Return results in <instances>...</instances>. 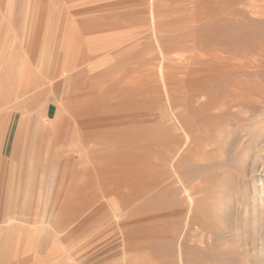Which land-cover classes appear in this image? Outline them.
Returning a JSON list of instances; mask_svg holds the SVG:
<instances>
[{
	"label": "rangeland",
	"instance_id": "rangeland-1",
	"mask_svg": "<svg viewBox=\"0 0 264 264\" xmlns=\"http://www.w3.org/2000/svg\"><path fill=\"white\" fill-rule=\"evenodd\" d=\"M197 1L0 0L5 208L57 261L264 264V0Z\"/></svg>",
	"mask_w": 264,
	"mask_h": 264
},
{
	"label": "crops",
	"instance_id": "crops-1",
	"mask_svg": "<svg viewBox=\"0 0 264 264\" xmlns=\"http://www.w3.org/2000/svg\"><path fill=\"white\" fill-rule=\"evenodd\" d=\"M3 91L0 90V93ZM10 92L14 93V91ZM19 108L32 110L29 102L20 103ZM20 120L16 125H30L32 119L27 117ZM0 138L1 146L6 143V139L3 136ZM14 153L13 149L0 151V180L8 181L3 183L0 181V264H63V261L59 259L57 261V255L62 253L63 245L57 246L55 240H51L53 244L49 246L47 230L40 228L36 221L26 218L9 221L10 217L16 216L10 214V209L5 207L17 204L19 206L31 205V199L26 196L23 199L15 197L13 203L8 197L10 196L8 191L11 190L10 185H12L9 178L13 173L11 170L13 166H9L7 159H11Z\"/></svg>",
	"mask_w": 264,
	"mask_h": 264
},
{
	"label": "bare ground",
	"instance_id": "bare-ground-1",
	"mask_svg": "<svg viewBox=\"0 0 264 264\" xmlns=\"http://www.w3.org/2000/svg\"><path fill=\"white\" fill-rule=\"evenodd\" d=\"M150 1H151V0H150ZM186 1H187V0H186ZM203 1H204V0H203ZM203 1H202V2H203ZM205 1H206V0H205ZM205 1H204V2H205ZM153 2H154V1H153ZM153 2H151V3H153ZM158 2H159V1H158ZM160 2H161V1H160ZM197 2H200V0H198ZM197 2H196V3H197ZM204 2H203V3H204ZM151 3H150V4H151ZM154 3H155V2H154ZM254 3H255V2H254ZM199 4H200V3H199ZM199 4H198V5H199ZM200 5H201V4H200ZM209 5H210V4H209ZM120 6H121V5H120ZM191 6H192V5H191ZM191 6H190V7H191ZM196 6H197V5H196ZM196 6H195V7H196ZM203 6H204V5H203ZM242 6H243V5H242ZM190 7H189V8H190ZM197 7H198V6H197ZM204 7H206V4H205ZM260 7H261V8H262V7L264 8V6H260ZM147 8H148V7H147ZM198 8L201 9V7H198ZM198 8H196V10H198ZM261 8H259V9H261ZM149 11H150V10H149ZM198 11H199V10H198ZM200 11H201V10H200ZM204 11H205V10H204ZM262 11H263V10H262ZM205 12H206V11H205ZM260 12H261V11H260ZM152 13H153L152 15H154V6H153V4H152ZM197 13H198V12H197ZM124 14H125V13H124ZM206 14H207V13H206ZM150 15H151V14H150ZM195 15H196V14H194V16H195ZM201 15H202V14H201ZM213 15H214V14H213ZM135 16H137V15H135ZM138 16H139V15H138ZM197 16H198V15H197ZM203 16H205V15H202V20H203ZM123 17H124V16H123ZM198 17H201V16L199 15ZM121 18H122V17H121ZM126 18H127V17H126ZM133 18H134V17H133ZM137 18H138V17H137ZM153 18H154V16H153ZM179 18H180V17H179ZM211 18H212V17H211ZM130 19H131V17H130ZM197 19H198V18H197ZM122 20H123V19H122ZM125 20H126V19H125ZM200 20H201V19H200ZM200 20H198V21H200ZM119 21H120V20H119ZM193 21H194V20H193ZM195 21H196V20H195ZM204 21H205V18H204ZM204 21L202 22V24L204 23ZM124 22H125V21H124ZM138 22H139V21H138ZM121 23H123V21H122ZM134 23H135V22H134ZM185 23H186V22H185ZM199 23H201V21H200ZM119 24H120V22H119ZM127 24H128V23H127ZM196 24H197V22H196ZM120 25H121V24H120ZM144 25H145V24H144ZM200 25H201V24H200ZM205 25H206V24H205ZM62 26H63V25H62ZM114 26H115V25H114ZM135 26L137 27V25H135ZM131 27H132V26H131ZM203 29H204V27H203ZM205 30H206V29H205ZM81 31H82V30H81ZM207 31H208V30H207ZM137 32H138V31H137ZM154 32H155V35H156V37H157V40H159V39H158V33H157V31H156L155 29H154ZM204 32H205V31H204ZM131 33H132V32H131ZM199 34H200V33H199ZM155 35H154V36H155ZM205 35H206V34H204L203 36H205ZM129 36H130V35H129ZM129 36H127V37H129ZM135 36H136V35H135ZM135 36H132V37H135ZM148 36H149V35H148ZM199 36H200V37H199V40H200L202 36H201V34H200ZM127 37H126V38H127ZM156 37H155V38H156ZM151 38H152V37H151ZM194 38H195V37H194ZM120 39H121V38H120ZM120 39H118L117 41H121ZM129 39H130V38H129ZM196 39H198L197 36H196ZM124 40H125V39H124ZM131 40H132V39H131ZM117 41H116V43H117ZM155 41H156V40H155ZM191 41H192V40H191ZM210 42H211V41H210ZM210 42H208V43H210ZM83 43H84V42H83ZM125 43H126V42H125ZM137 43H139V42H137ZM157 43H158V42H157ZM189 43H190V42H189ZM193 43H196V42L193 41ZM193 43H192V44H193ZM198 43H199V42H198ZM198 43H197V45H198ZM80 44H81V43H80ZM117 44H119V43H117ZM120 44H121V43H120ZM123 44H124V43H123ZM158 44H159V43H158ZM194 45H195V44H194ZM120 46H122V45H120ZM195 46H196V45H195ZM195 46H194V47H195ZM115 47H116V49H117V47H118V50H119V46L115 45ZM149 47H150V46H149ZM159 47H160V46H159ZM124 48H125V47H124ZM127 48H128V47H127ZM156 48H158V47H156ZM160 49H161V52H162V54H163V59H164V60L169 59V58L166 57V56H168V55H166V53H168V52H166V53L164 52V48H163V46H161ZM120 50H121V49H120ZM120 50H119V51H120ZM148 51H149V50H148ZM151 51H152V50H151ZM170 52H171V50H170ZM178 54H179V53H178ZM173 55H174V54H173ZM173 55H172V56H173ZM179 55H180V54H179ZM189 55H190V54H189ZM83 57H84V56H83ZM155 57H156V56H155ZM182 57H183V56H182ZM232 57H233V56H232ZM153 58H154V56H153ZM205 58H207V57H205ZM148 59H149V58H148ZM199 59H200V57H199ZM234 59H235V58H234ZM78 60H79V59H78ZM125 60H126V59H125ZM160 60H162V59H160ZM200 60H201L200 62H202V58H201ZM204 60H205V59H203V61H204ZM150 61H152V59H150ZM178 61H179V60H178ZM198 61H199V60H198ZM214 61H215V60H214ZM182 62H183V61H182ZM206 62H207V61H205V62H203V63L205 64ZM224 62H225V61H224ZM73 63H74V62H73ZM157 63H158V62H157ZM230 63H231V61L229 62V64H230ZM244 63H245V62H244ZM244 63L241 62V63L239 64L240 67H241L240 69H243L242 66H245ZM168 64H169V63H168ZM197 64H200V63L198 62ZM245 64H246V63H245ZM164 65H165V64L162 63L161 66H159L160 69H159V68H158V69H159V71H160L159 74H161L162 79L165 81V80L167 79V78H166V77H167V73H166L165 70H164V69H166V68H164ZM201 65H202V64H201ZM225 65H226V64H225ZM231 65H236V63H235V62H234L233 64L231 63ZM231 65H229V66L231 67ZM247 65H248V63H247ZM165 66H166V65H165ZM194 66H195V64H194ZM194 66H191V67L189 66V67H188L189 72L192 71V72H196V73H197V72H199V71L201 70V69H200L201 67H200V68H199V67H198V68H193ZM221 66H224V65H221ZM227 66H228V65H227ZM195 67H196V66H195ZM203 67H204V66H203ZM230 67H229V69H230ZM238 67H239V66H238ZM227 68H228V67H227ZM244 68H245V67H244ZM246 68H247V66H246ZM202 69H203V68H202ZM220 69H221V68H220ZM223 69H224V68H223ZM238 69H239V68H238ZM213 70L215 71V69H213ZM224 70L226 71V68H225ZM201 71L203 72V70H201ZM209 71H210V69H209ZM211 71H212V69H211ZM211 71H210V72H211ZM214 71H212V72H214ZM220 71H222V70H220ZM225 71H223V72H225ZM227 71H228V70H227ZM207 72H208V71H207ZM210 72H209V74H210ZM117 73H118V72H117ZM186 74H187V73H186ZM137 75H140V74L137 73ZM192 75H193V74H192ZM154 76H155V73H153V72H150V73H149V77L153 78ZM194 76H195V74H194ZM196 76L199 77V75H196ZM196 76H195V78H196ZM201 76H202V75H201ZM138 77H139V76H138ZM134 78H135V77H134ZM190 78L193 79V77H190ZM190 78H189V79H190ZM162 79H161V80H162ZM204 79H205V78H199V81L201 80V82H202ZM134 80H135V79H134ZM163 80H162V81H163ZM131 81H132V80H131ZM184 81H185V80H184ZM197 81H198V80H197ZM121 82H123V81H121ZM135 82H136V81H135ZM137 82H138V81H137ZM146 82H147V81H146ZM146 82H145V83H146ZM149 82L152 83V81H149ZM153 82H154V80H153ZM127 83H128V82H127ZM131 83H134V81L131 82ZM141 83H142V82H141ZM141 83H140V84H141ZM150 83H149V84H150ZM192 83H193V82H192ZM124 84H125V83H124ZM154 84H155V83H154ZM154 84H152V85H154ZM116 85H117V83H116ZM141 85H142V84H141ZM141 85H140V86H141ZM143 85H145V84L143 83ZM147 85H148V84H147ZM199 85H200V84H199ZM120 86H121V85H120ZM140 86H139V87H140ZM150 86H151V85H150ZM166 86H167V85H166ZM202 86H204L203 83H202ZM114 87H115V86H114ZM144 87H146V86H144ZM147 87H149V86H147ZM127 88H128V87H127ZM133 88H134V87H133ZM137 88H138V87H137ZM120 89H121V88H120ZM134 89H136V88H134ZM164 89H165V88H164ZM164 89H163V90H164ZM69 91H70V90H69ZM146 91H147V90H146ZM165 91H166V90H165ZM167 91H168V90H167ZM199 91H200V89H199ZM111 92H112V91H111ZM125 92H127V91H125ZM150 92H151V91H150ZM224 92H225V91H224ZM232 92H233V90H232ZM147 93H148V92H147ZM152 93H153V92H151V94H152ZM127 94H128V93H127ZM148 94H149V93H148ZM170 94H171V93H170ZM168 95H169V94H168ZM234 95H235V94H234ZM148 96H149V95H148ZM226 96H227V95H225L224 97L220 98L219 101L221 102V105H223V106H221V107L217 106V107H216L217 109L215 108L216 111H217V110H218V112H220V111H224V110L227 108V104L233 106V102L236 103V102H235V99H233V98H232V99H230V98L228 99V98H227L228 100L225 99ZM232 96H233V95H232ZM165 97H166V96H165ZM140 98H141V97H140ZM144 98H145V97H144ZM156 98H157V97H156ZM238 98H239V96H238ZM238 98H236V99H238ZM221 99H222V100H221ZM121 100H122V99H121ZM176 100H177V99H176ZM119 101H120V100H119ZM151 101H152V100H151ZM166 101H167V100H166ZM137 102H138V101H137ZM179 103H180V102H179ZM179 103H178V104H179ZM176 104H177V103H176ZM205 104H207V103H205ZM130 107H131V106H130ZM128 108H129V107H128ZM139 108H140V107H139ZM239 108H240V107H239ZM181 109H182V107H181ZM165 110H166V109H165ZM241 110H242V109H241ZM125 111H126V110H125ZM129 111H130V110H129ZM142 111H143V110H142ZM127 112H128V111H127ZM106 113H107V112H106ZM161 113H162V112H161ZM103 114H105V113H103ZM121 114H122V113H121ZM132 114H133V113H132ZM138 114H139V113H138ZM109 115H110V114H109ZM122 116H123L124 118H126V115H125V114L122 115ZM134 116H135V115H134ZM62 118H63V117H62ZM134 118H135V117H134ZM148 118H149V117H148ZM217 118H218V117H217ZM149 119H150V118H149ZM176 119H177V118H176ZM214 120H215V119H214ZM110 121H111V120H110ZM113 121H115V120H113ZM118 121H119V120H118ZM126 121H127V120H126ZM150 121H151V120H150ZM176 121H177V120H176ZM151 122H152V121H151ZM132 123H133V122H132ZM212 123H213V122H212V119H211V118H210V119H207V121H206V126H207V127H206V130L210 128L209 125H211ZM121 124H122V123H121ZM138 124H139V122H138ZM76 125H77V124H76ZM115 125H116V124H115ZM122 126H123V125H122ZM197 126H198V125H197ZM104 130H105V129H104ZM104 130H103V131H104ZM81 132H82V131H81ZM105 153H106V152H105ZM80 155H81V154H80ZM103 155H104V154H103ZM103 155L100 156V157H104ZM117 156H118V155H117ZM105 157H106V156H105ZM108 157H109V156H108ZM108 157H107V158H108ZM100 159H101V158H100ZM107 167H108V166H107ZM146 172L148 173V171H146ZM150 172H151V171H150ZM152 173H153V172H152ZM179 174H180V173H179ZM126 177H127V176H126ZM161 178H162V177H161ZM183 178H184V177H183ZM115 179H116V178H115ZM129 181H130V180H129ZM78 187H79V186H78ZM100 195H101V193H100ZM100 195H99V196H100ZM100 198H101V197H100ZM130 199H131V198H130ZM97 200H98V199H97ZM125 201H126V200H125ZM110 202H111V201H110ZM109 205H110V204H109ZM111 205H112V203H111ZM127 206H128V205H127ZM128 207H129V206H128ZM130 207H131V205H130ZM125 209H126V208H125ZM126 210H127V209H126ZM126 210H125V211H126ZM86 212H87V211H86ZM123 214H124V213H123ZM97 218H98V217H97Z\"/></svg>",
	"mask_w": 264,
	"mask_h": 264
}]
</instances>
